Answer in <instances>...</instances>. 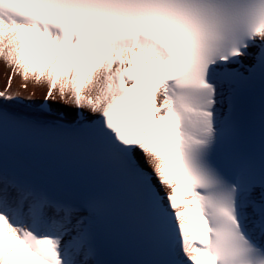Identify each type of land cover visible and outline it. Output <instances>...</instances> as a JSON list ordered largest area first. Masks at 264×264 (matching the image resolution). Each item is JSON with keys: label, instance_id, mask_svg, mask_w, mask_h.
<instances>
[{"label": "snow or ice", "instance_id": "6c2138e0", "mask_svg": "<svg viewBox=\"0 0 264 264\" xmlns=\"http://www.w3.org/2000/svg\"><path fill=\"white\" fill-rule=\"evenodd\" d=\"M0 59V264H264V0H0Z\"/></svg>", "mask_w": 264, "mask_h": 264}, {"label": "bare ground", "instance_id": "6f19581e", "mask_svg": "<svg viewBox=\"0 0 264 264\" xmlns=\"http://www.w3.org/2000/svg\"><path fill=\"white\" fill-rule=\"evenodd\" d=\"M11 71V68L5 64L3 59H0V82H3L5 84L7 77L9 75V72ZM30 85L31 88H34L35 90L39 91L40 94H45L47 91V85L46 84H37L33 79H30ZM57 106L60 108H63L70 113L74 111V106L64 104L62 101L58 100L56 101Z\"/></svg>", "mask_w": 264, "mask_h": 264}]
</instances>
